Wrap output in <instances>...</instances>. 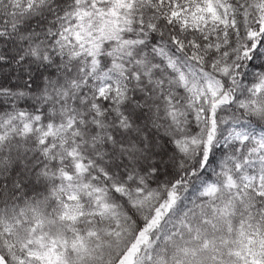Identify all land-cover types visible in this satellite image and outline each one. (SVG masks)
<instances>
[{"label":"snow or ice","instance_id":"snow-or-ice-1","mask_svg":"<svg viewBox=\"0 0 264 264\" xmlns=\"http://www.w3.org/2000/svg\"><path fill=\"white\" fill-rule=\"evenodd\" d=\"M0 264H264V0H0Z\"/></svg>","mask_w":264,"mask_h":264}]
</instances>
